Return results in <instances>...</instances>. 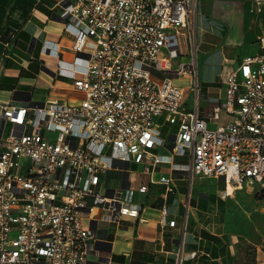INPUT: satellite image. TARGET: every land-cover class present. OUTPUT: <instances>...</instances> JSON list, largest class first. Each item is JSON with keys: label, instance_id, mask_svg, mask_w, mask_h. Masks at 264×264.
Masks as SVG:
<instances>
[{"label": "built area", "instance_id": "2783aa9c", "mask_svg": "<svg viewBox=\"0 0 264 264\" xmlns=\"http://www.w3.org/2000/svg\"><path fill=\"white\" fill-rule=\"evenodd\" d=\"M57 3L84 60L82 72L69 70L83 97L0 104V116L17 127L0 138V264H89L94 221L141 219L134 190L106 187L104 179L120 164L129 172L131 162L146 171L170 163L154 151L167 144L159 119L174 128L169 154L189 159L172 163L173 171L222 178L225 192L229 185L264 189V34L259 52L223 73V98L202 116L190 0ZM183 75L186 87L176 83ZM223 115L230 119L219 123ZM157 182L171 190L168 177Z\"/></svg>", "mask_w": 264, "mask_h": 264}, {"label": "crops", "instance_id": "0c3cea01", "mask_svg": "<svg viewBox=\"0 0 264 264\" xmlns=\"http://www.w3.org/2000/svg\"><path fill=\"white\" fill-rule=\"evenodd\" d=\"M190 7L198 86L201 69V77L216 88L213 95L217 99L203 108L197 99L204 116L223 98V73L235 69L243 56L260 51L257 39L264 34V0H190ZM73 40L74 29L60 16L57 0H0V104L79 101L83 93L73 86L69 70L82 72L84 60L72 49ZM176 83L186 87L189 76H181ZM193 102L189 91L185 107L191 109ZM229 119L223 115L218 122ZM159 122L160 137L167 144L154 151L168 156L170 163L146 171L145 166L131 162L129 172L122 171L128 164L110 170L119 176L105 178L104 184L132 188L133 195L137 194L132 201L140 205L141 219L124 215L118 224L94 221L97 251L88 257L89 264H264V239L255 242L238 228H230L232 222L241 220L231 197L238 196L242 188L226 194L222 178L194 175L190 179L186 173L173 171L172 163H187L169 154L174 128L170 127L168 137L161 136L166 123ZM215 124L208 121L211 127ZM16 129L0 116V138ZM161 175L170 179L171 190L157 182ZM193 180L198 181L195 192L191 191ZM140 184L147 185L143 193L137 191ZM211 186L214 190L208 189ZM168 220L175 224L168 225Z\"/></svg>", "mask_w": 264, "mask_h": 264}, {"label": "rangeland", "instance_id": "374dc122", "mask_svg": "<svg viewBox=\"0 0 264 264\" xmlns=\"http://www.w3.org/2000/svg\"><path fill=\"white\" fill-rule=\"evenodd\" d=\"M199 74V93L198 101L200 108H203L211 100H216L213 93L216 92L214 84L208 80H204L201 77V69L198 70ZM187 83L188 81L185 80ZM187 94V93H186ZM170 126L164 124L161 128V136L168 137ZM174 160L181 163H189V159L185 156L174 155ZM118 173L108 171L106 178L112 180L117 179ZM197 180H193L191 191H196ZM223 184H220L222 187ZM219 187V191L223 188ZM208 189L214 190L211 186ZM237 189H231L226 191V194H234ZM233 203V210L241 215L240 222H232L230 228L239 229L241 232L249 236L252 241L259 242L264 239V189L260 184L254 186H243L241 192L236 197H231ZM137 200V194L134 193L133 201Z\"/></svg>", "mask_w": 264, "mask_h": 264}, {"label": "bare ground", "instance_id": "6f19581e", "mask_svg": "<svg viewBox=\"0 0 264 264\" xmlns=\"http://www.w3.org/2000/svg\"><path fill=\"white\" fill-rule=\"evenodd\" d=\"M231 189H236V188H234V187H232V186L229 185V186L227 187L226 191H230Z\"/></svg>", "mask_w": 264, "mask_h": 264}]
</instances>
